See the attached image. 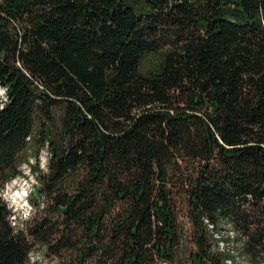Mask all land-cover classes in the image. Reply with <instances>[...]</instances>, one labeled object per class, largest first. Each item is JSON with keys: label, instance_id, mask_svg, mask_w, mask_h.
<instances>
[{"label": "trees", "instance_id": "obj_1", "mask_svg": "<svg viewBox=\"0 0 264 264\" xmlns=\"http://www.w3.org/2000/svg\"><path fill=\"white\" fill-rule=\"evenodd\" d=\"M0 86V264H264V0H0Z\"/></svg>", "mask_w": 264, "mask_h": 264}, {"label": "rangeland", "instance_id": "obj_2", "mask_svg": "<svg viewBox=\"0 0 264 264\" xmlns=\"http://www.w3.org/2000/svg\"><path fill=\"white\" fill-rule=\"evenodd\" d=\"M0 98L4 99L5 94L0 96ZM25 170L26 177L13 181V183L7 186V189L4 193V198L9 208L12 210L13 214L24 220L29 218V216L31 215V208L30 203L28 202V196L34 184L37 183L36 176L30 172L29 167H27ZM180 221L182 222V225L187 231V233L190 234L191 224L185 216V212H180ZM33 259L37 261L36 254L33 255ZM240 263L242 264L243 261H241ZM46 264L49 263L47 262Z\"/></svg>", "mask_w": 264, "mask_h": 264}, {"label": "built area", "instance_id": "obj_3", "mask_svg": "<svg viewBox=\"0 0 264 264\" xmlns=\"http://www.w3.org/2000/svg\"><path fill=\"white\" fill-rule=\"evenodd\" d=\"M48 156H49L48 151H47L46 149H44V150L42 151L41 155H40V163H41V165H42L43 168H44V167L46 166V164H47ZM27 167H28V166L25 165V168H27ZM30 208H31V207H30ZM14 224H15V223H14ZM210 227L212 228L213 226H210ZM231 234H233V232H231ZM217 237L220 239V236H217ZM220 248H221V249H224V248H225V244H224L223 242H220ZM36 258H37V260H40V259H41L40 254H36ZM241 261H243L242 264H246V261L244 260V258H243V257H240L239 255H237V262H238V264H241V263H240ZM42 262H44V261H42ZM46 263H47V262H44V264H46ZM227 263H228V264H232L231 261H228Z\"/></svg>", "mask_w": 264, "mask_h": 264}, {"label": "bare ground", "instance_id": "obj_4", "mask_svg": "<svg viewBox=\"0 0 264 264\" xmlns=\"http://www.w3.org/2000/svg\"><path fill=\"white\" fill-rule=\"evenodd\" d=\"M4 95V90L0 87V96Z\"/></svg>", "mask_w": 264, "mask_h": 264}, {"label": "water", "instance_id": "obj_5", "mask_svg": "<svg viewBox=\"0 0 264 264\" xmlns=\"http://www.w3.org/2000/svg\"><path fill=\"white\" fill-rule=\"evenodd\" d=\"M1 87V86H0ZM6 93V91L4 90V94Z\"/></svg>", "mask_w": 264, "mask_h": 264}]
</instances>
